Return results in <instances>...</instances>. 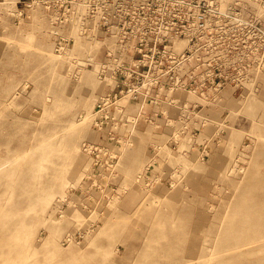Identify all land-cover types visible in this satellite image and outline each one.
Here are the masks:
<instances>
[{
    "label": "rangeland",
    "instance_id": "374dc122",
    "mask_svg": "<svg viewBox=\"0 0 264 264\" xmlns=\"http://www.w3.org/2000/svg\"><path fill=\"white\" fill-rule=\"evenodd\" d=\"M236 3L223 68L257 76L180 109L122 91L104 0H0V264H264V13Z\"/></svg>",
    "mask_w": 264,
    "mask_h": 264
},
{
    "label": "built area",
    "instance_id": "2783aa9c",
    "mask_svg": "<svg viewBox=\"0 0 264 264\" xmlns=\"http://www.w3.org/2000/svg\"><path fill=\"white\" fill-rule=\"evenodd\" d=\"M104 1L112 7L104 13L109 21L108 30L110 28V31L123 35H117L120 42L116 49L109 48L108 54L123 69L122 91L128 96L133 95L137 102L148 98L153 101L154 97L165 92L164 99L171 105H181L175 90L178 87L182 91H193L199 97H208L207 91L212 88L215 95L211 97L218 98L224 89L221 77L252 80L249 75L257 76L250 66L245 72L236 73L223 68L229 63L221 57L225 51H220L222 43L225 44L223 38L239 36V20L236 23L231 20L240 14L238 1L232 6V9L236 8L232 11L223 9L222 0ZM256 1L264 13V0ZM127 33L134 35L135 39L139 34L155 36L131 41ZM253 33V43L248 42L246 49L264 50V27L255 29ZM233 42L225 44L226 48H232ZM146 49H151L155 58H147L148 52H142ZM261 60L264 61V53ZM113 103L105 101L107 108ZM160 112L164 111L161 109ZM106 118L110 120L104 113L100 123L104 124Z\"/></svg>",
    "mask_w": 264,
    "mask_h": 264
},
{
    "label": "bare ground",
    "instance_id": "6f19581e",
    "mask_svg": "<svg viewBox=\"0 0 264 264\" xmlns=\"http://www.w3.org/2000/svg\"><path fill=\"white\" fill-rule=\"evenodd\" d=\"M51 195H52V194H51ZM54 212H55V208H54V210H53L51 213L53 214ZM51 213H50V215H51ZM111 226H112V225H111ZM153 239H154V238H153ZM35 245H36V244H35ZM26 249H27V248H26ZM25 251H26V250L24 249V253H25ZM22 255H23V253H22ZM22 255H21V256H22ZM28 255H29V254H28ZM25 256H26V255H25ZM25 256H24V257H25ZM22 260H23V259H22ZM19 263H21V262H19ZM15 264H16V263H15Z\"/></svg>",
    "mask_w": 264,
    "mask_h": 264
}]
</instances>
